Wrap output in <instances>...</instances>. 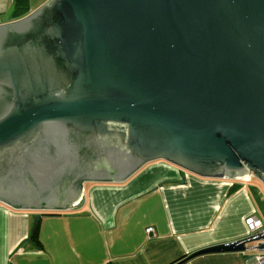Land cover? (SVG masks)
Here are the masks:
<instances>
[{
  "label": "water",
  "instance_id": "water-1",
  "mask_svg": "<svg viewBox=\"0 0 264 264\" xmlns=\"http://www.w3.org/2000/svg\"><path fill=\"white\" fill-rule=\"evenodd\" d=\"M156 161L264 190V0H48L0 26L1 200L63 210Z\"/></svg>",
  "mask_w": 264,
  "mask_h": 264
},
{
  "label": "crops",
  "instance_id": "crops-1",
  "mask_svg": "<svg viewBox=\"0 0 264 264\" xmlns=\"http://www.w3.org/2000/svg\"><path fill=\"white\" fill-rule=\"evenodd\" d=\"M47 1L27 0V13L9 20L15 0H0V26ZM182 179L183 185L172 183ZM260 204V182L202 179L156 161L123 183L85 184L78 201L63 210L0 199V264H177L204 248L244 239L249 216L264 221ZM38 214L40 245L30 242ZM247 255H204L185 264H264Z\"/></svg>",
  "mask_w": 264,
  "mask_h": 264
},
{
  "label": "built area",
  "instance_id": "built-area-1",
  "mask_svg": "<svg viewBox=\"0 0 264 264\" xmlns=\"http://www.w3.org/2000/svg\"><path fill=\"white\" fill-rule=\"evenodd\" d=\"M254 179L255 178L251 174L245 177H241L235 180V182H240L244 184V186H246L248 183H251ZM245 226L247 228V236L245 238H260L261 241L253 242L252 244L247 245L248 249L247 251L243 252V254H245V256L248 253L256 254L257 261L263 262L264 256H262L261 252H259L258 245L259 243H264V221L255 215H251L245 220ZM146 232L148 235H151L154 233V230L152 228H149ZM247 260L250 261L249 256L247 257Z\"/></svg>",
  "mask_w": 264,
  "mask_h": 264
},
{
  "label": "trees",
  "instance_id": "trees-1",
  "mask_svg": "<svg viewBox=\"0 0 264 264\" xmlns=\"http://www.w3.org/2000/svg\"><path fill=\"white\" fill-rule=\"evenodd\" d=\"M27 0H15V10L13 13V19H19L21 17H23V15H25L28 11L27 7L25 6ZM260 206L262 207V210H264V205L260 204ZM39 222L37 223L34 231L31 234L30 237V242L36 244V245H40V239H39Z\"/></svg>",
  "mask_w": 264,
  "mask_h": 264
},
{
  "label": "flooded vegetation",
  "instance_id": "flooded-vegetation-1",
  "mask_svg": "<svg viewBox=\"0 0 264 264\" xmlns=\"http://www.w3.org/2000/svg\"><path fill=\"white\" fill-rule=\"evenodd\" d=\"M15 21V20H14ZM10 22H13V21H10ZM10 22H7L5 24H8ZM61 183V188L65 191V189L67 188V195L68 196H73V195H78V193L80 192V189H79V182L78 181H75L74 179L72 178H67L66 180H62L60 181ZM85 184H88V183H85ZM84 184V185H85ZM71 190L69 191L68 189Z\"/></svg>",
  "mask_w": 264,
  "mask_h": 264
},
{
  "label": "rangeland",
  "instance_id": "rangeland-1",
  "mask_svg": "<svg viewBox=\"0 0 264 264\" xmlns=\"http://www.w3.org/2000/svg\"><path fill=\"white\" fill-rule=\"evenodd\" d=\"M254 181H256V182H258V183H259V181H258V180H256V179H254Z\"/></svg>",
  "mask_w": 264,
  "mask_h": 264
}]
</instances>
